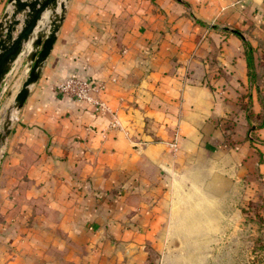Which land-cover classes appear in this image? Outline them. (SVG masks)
<instances>
[{
	"label": "crops",
	"instance_id": "0c3cea01",
	"mask_svg": "<svg viewBox=\"0 0 264 264\" xmlns=\"http://www.w3.org/2000/svg\"><path fill=\"white\" fill-rule=\"evenodd\" d=\"M70 76L112 112L63 96ZM14 120L0 264H179L264 189V0H68Z\"/></svg>",
	"mask_w": 264,
	"mask_h": 264
},
{
	"label": "rangeland",
	"instance_id": "374dc122",
	"mask_svg": "<svg viewBox=\"0 0 264 264\" xmlns=\"http://www.w3.org/2000/svg\"><path fill=\"white\" fill-rule=\"evenodd\" d=\"M29 67L25 54L24 61H16L0 86V167L4 143L1 139L16 121L14 95L27 77ZM220 233L217 237L201 238L200 244L198 238H180L185 252L179 264H264V189L250 192L246 201L243 198L240 216L233 215L231 228L227 224ZM198 248L205 250L198 252Z\"/></svg>",
	"mask_w": 264,
	"mask_h": 264
},
{
	"label": "water",
	"instance_id": "95a60500",
	"mask_svg": "<svg viewBox=\"0 0 264 264\" xmlns=\"http://www.w3.org/2000/svg\"><path fill=\"white\" fill-rule=\"evenodd\" d=\"M67 1L8 0L12 8L6 11L0 20V86L23 48L30 47L27 53L29 72L14 95V107L17 111L24 104L30 86L39 78L41 67L53 47L56 33L64 18ZM43 15L48 17V20L39 25ZM38 26L39 30L36 31ZM15 31L16 35H13ZM9 131L8 128L5 130L1 142H4Z\"/></svg>",
	"mask_w": 264,
	"mask_h": 264
},
{
	"label": "built area",
	"instance_id": "2783aa9c",
	"mask_svg": "<svg viewBox=\"0 0 264 264\" xmlns=\"http://www.w3.org/2000/svg\"><path fill=\"white\" fill-rule=\"evenodd\" d=\"M101 87V84H97L93 80L77 76L67 77L57 86L63 96L92 103L101 113L112 112L104 102L93 96V93L97 92ZM113 124L115 125L116 122L114 121Z\"/></svg>",
	"mask_w": 264,
	"mask_h": 264
},
{
	"label": "trees",
	"instance_id": "16d2710c",
	"mask_svg": "<svg viewBox=\"0 0 264 264\" xmlns=\"http://www.w3.org/2000/svg\"><path fill=\"white\" fill-rule=\"evenodd\" d=\"M234 32L241 36L239 31L234 30ZM246 57H247V62H248V68L250 70V78L253 79V76H254L253 75V70H252V68H253V59H252L251 46H249V45H248V52L246 54ZM251 139L253 140V138H251ZM253 141H255V140H253Z\"/></svg>",
	"mask_w": 264,
	"mask_h": 264
}]
</instances>
